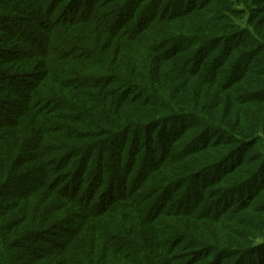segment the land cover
I'll list each match as a JSON object with an SVG mask.
<instances>
[{
  "label": "trees",
  "instance_id": "trees-1",
  "mask_svg": "<svg viewBox=\"0 0 264 264\" xmlns=\"http://www.w3.org/2000/svg\"><path fill=\"white\" fill-rule=\"evenodd\" d=\"M0 264H264V0H0Z\"/></svg>",
  "mask_w": 264,
  "mask_h": 264
}]
</instances>
